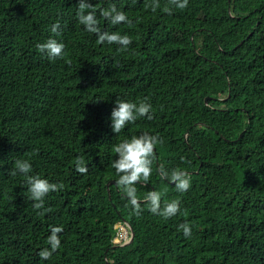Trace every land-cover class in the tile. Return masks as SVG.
Masks as SVG:
<instances>
[{
	"label": "trees",
	"instance_id": "16d2710c",
	"mask_svg": "<svg viewBox=\"0 0 264 264\" xmlns=\"http://www.w3.org/2000/svg\"><path fill=\"white\" fill-rule=\"evenodd\" d=\"M91 2L101 31L131 37L129 51L85 31L79 0H0V264H264V67L255 65L264 0H189L171 14L167 0L155 13L145 0ZM110 3L131 26L100 16ZM49 38L65 44L63 59L38 51ZM117 97L146 100L153 118L115 134ZM145 132L163 144L150 180L136 185V216L116 186L112 148ZM16 159L63 183L44 209H33L24 175L8 174ZM161 166L186 171L190 189L178 192ZM149 191L162 206L179 200L180 213L152 214ZM118 223L133 228L132 243L115 241ZM50 226L63 229L61 246L42 261Z\"/></svg>",
	"mask_w": 264,
	"mask_h": 264
},
{
	"label": "clouds",
	"instance_id": "9594fccd",
	"mask_svg": "<svg viewBox=\"0 0 264 264\" xmlns=\"http://www.w3.org/2000/svg\"><path fill=\"white\" fill-rule=\"evenodd\" d=\"M189 0H167V4L163 7V11L171 14L173 7L183 10L188 7ZM145 6L149 7L152 12H156L161 8L160 0H145ZM76 18L80 25L84 26L85 31L95 34L97 36V43L103 45H118V50L121 52L129 51L132 39L129 35H121L119 32L101 31L99 27V20L97 19V10L91 0H79ZM100 16L112 25H119L122 23L131 26L132 21L128 18L125 12L118 10L116 4L110 3L107 8L100 10ZM51 32L55 35L61 34V24L57 21L51 25ZM40 53H46L49 59H63L66 55L65 44L58 42L54 38H49L44 43L36 45ZM260 56L255 65L257 67H264V45L260 48ZM255 67V66H254ZM263 71V70H262ZM231 93L229 92V96ZM152 112V105L146 100L140 101L139 104L123 100L117 97L115 107L111 112V128L115 134L121 133L129 123H135L138 117H147L149 120L153 118L150 113ZM158 144H163V140L159 135H151L147 132L139 135L132 136L130 139H125L113 145L112 150L116 153L117 158L111 164L115 169L116 175L119 179L116 181V186L128 198L132 207L133 214L136 216L141 215V201L137 197L136 185L141 182L150 180L153 172V163L156 160L155 149ZM32 171V166L27 160L16 159L14 167L8 172L12 177L22 174L27 178V190L30 193V199L33 201L32 207L35 210L45 208V198L51 192H58L64 188L63 183H51L47 179H42L40 176L29 175ZM76 171L80 174H87L88 168L84 164L82 158L76 161ZM162 176L175 185L178 192H187L191 187V177L182 169L176 168L168 171L164 170L161 166ZM162 193L158 191H149L144 197V203L147 205L148 210L155 215L163 216L164 218H172L180 213V201L173 200L170 203L161 204ZM51 211V209H47ZM38 215L43 213L38 212ZM130 224L121 225L124 229L122 235L118 234V228L115 236V241L123 245L130 244L132 239ZM185 237H191L192 229L187 224L179 225ZM51 235L48 237L47 243L50 248H45L40 251L39 255L42 261L49 260L53 253L56 252L61 246L59 234L63 231L62 228L50 226ZM135 238V237H134ZM118 239V240H116Z\"/></svg>",
	"mask_w": 264,
	"mask_h": 264
},
{
	"label": "water",
	"instance_id": "95a60500",
	"mask_svg": "<svg viewBox=\"0 0 264 264\" xmlns=\"http://www.w3.org/2000/svg\"><path fill=\"white\" fill-rule=\"evenodd\" d=\"M206 102H208V99L207 98H206ZM129 227H130L131 234H132V239H131V242H132L134 240V237H135V231L133 230V228L130 225H129Z\"/></svg>",
	"mask_w": 264,
	"mask_h": 264
},
{
	"label": "rangeland",
	"instance_id": "374dc122",
	"mask_svg": "<svg viewBox=\"0 0 264 264\" xmlns=\"http://www.w3.org/2000/svg\"><path fill=\"white\" fill-rule=\"evenodd\" d=\"M117 228H118V234L122 235L124 233V229H122L121 226H118ZM116 240H118V239H116Z\"/></svg>",
	"mask_w": 264,
	"mask_h": 264
}]
</instances>
